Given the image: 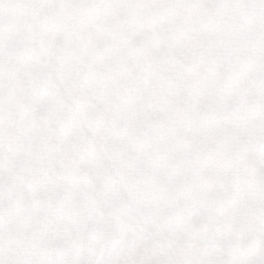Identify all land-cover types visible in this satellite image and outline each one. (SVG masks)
<instances>
[{
    "label": "snow or ice",
    "instance_id": "obj_1",
    "mask_svg": "<svg viewBox=\"0 0 264 264\" xmlns=\"http://www.w3.org/2000/svg\"><path fill=\"white\" fill-rule=\"evenodd\" d=\"M0 264H264V0H0Z\"/></svg>",
    "mask_w": 264,
    "mask_h": 264
}]
</instances>
